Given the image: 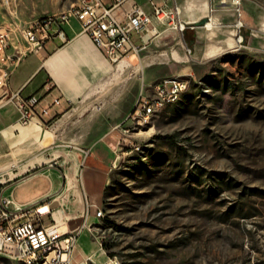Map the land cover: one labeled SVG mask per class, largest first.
Returning a JSON list of instances; mask_svg holds the SVG:
<instances>
[{"label":"rangeland","instance_id":"obj_1","mask_svg":"<svg viewBox=\"0 0 264 264\" xmlns=\"http://www.w3.org/2000/svg\"><path fill=\"white\" fill-rule=\"evenodd\" d=\"M74 1L0 0V28L59 14ZM180 4L188 38L157 24L161 35L131 58L135 66L122 71L107 62L105 101L95 104L102 112L70 107L42 130L15 122L0 128V186L75 168L81 149L106 144L112 121L101 122L104 111L126 115L143 84L191 75L189 90L151 125L116 130L109 184L94 208L104 214L93 226L111 264H264V0ZM204 15L211 30L195 23ZM212 47L221 49L210 54ZM30 188L16 199L28 200ZM0 264L24 263L0 255Z\"/></svg>","mask_w":264,"mask_h":264},{"label":"built area","instance_id":"obj_2","mask_svg":"<svg viewBox=\"0 0 264 264\" xmlns=\"http://www.w3.org/2000/svg\"><path fill=\"white\" fill-rule=\"evenodd\" d=\"M147 4L146 7L137 0H77L73 7L59 14L45 15L23 27L0 28V112L12 104L19 113L20 125L45 127L62 110L66 111L61 96H25L10 89L12 70L25 52L16 39L26 42L30 52L44 49L54 38L67 43L65 27L75 19L110 63L129 67L127 59L146 49L150 35L156 33V24L180 31L186 27L181 19L180 0H147ZM117 7L122 9L120 15L115 12ZM238 11L241 16V10ZM182 90H189L188 83H178V76L163 77L149 88L143 84L133 111L119 129L129 133V122L140 127L151 125L152 121H146V113H151L153 104L165 109L168 98ZM145 95L153 96V104L145 103ZM95 207V203L89 202L87 213ZM103 214L102 209L97 211V217ZM60 224L52 212H42L34 202L19 203L13 191L0 186V255L24 264H73L80 231L63 233Z\"/></svg>","mask_w":264,"mask_h":264},{"label":"crops","instance_id":"obj_3","mask_svg":"<svg viewBox=\"0 0 264 264\" xmlns=\"http://www.w3.org/2000/svg\"><path fill=\"white\" fill-rule=\"evenodd\" d=\"M137 1L148 6L147 0ZM76 2L77 0L71 7ZM121 10L117 7L116 14L120 15ZM155 27L156 33L150 35L146 48L155 40L154 37L161 35L157 24ZM65 28L69 37L67 43L54 38L38 52L25 49L24 55L12 70L10 89L21 91L25 96L46 93L48 97L61 96L66 111L62 110L60 114L67 113V108L70 107H73V110L80 108L78 110L89 112L92 111V105L102 104L105 101L106 76L109 73L107 62H110L83 32L77 20H72ZM136 40L137 43H141L138 37ZM140 56L141 53L139 56H131L127 61L131 63V66H135L136 63H133L131 58L136 57L139 60ZM76 103H82L84 106H75ZM95 107L102 112V106ZM100 107L101 110H99ZM113 111H104L105 114L103 113L100 117L101 122L112 121L109 130L101 139L107 145L96 140L93 146L81 149L75 168L69 171L59 168L49 169L45 173L29 177L13 188H8L9 191H13L14 198L18 201L17 190L30 186V198L24 202L18 201L19 203L34 202L42 212H52L54 219L61 223L60 230L63 233L80 231L73 264H110V258L102 246L101 237L93 226L97 218L94 208L88 214L87 207L89 202L99 204L104 197L109 184V169L114 159L113 148L120 139V133L116 130L132 109L126 115L123 110L117 116L113 115ZM19 117L16 107L10 104L0 112V128L8 126L11 122L20 124ZM29 127L44 129L36 126ZM85 151L88 153L86 154Z\"/></svg>","mask_w":264,"mask_h":264},{"label":"bare ground","instance_id":"obj_4","mask_svg":"<svg viewBox=\"0 0 264 264\" xmlns=\"http://www.w3.org/2000/svg\"><path fill=\"white\" fill-rule=\"evenodd\" d=\"M209 18L208 22L203 25L202 27L207 29V30H211L212 27H213V22H212V18H210L208 15H204L202 17L203 18ZM200 21V20H199ZM195 23H198V20H196ZM206 30V31H207ZM204 33V32H202ZM232 39V38H231ZM233 43L232 42H229V46H232ZM219 49H221V47H212L209 51L210 54H214L216 53ZM145 63V62H144ZM131 64V63H130ZM105 65V64H104ZM120 67L123 70V67H124V63H121L120 64ZM137 68L139 69H143L145 68L144 67V64L142 62V60L140 61L139 65L137 66ZM190 77L191 76H178V83H188V89L190 88V84H191V80H190ZM188 90H182L179 94H177L176 96H173L172 98H168L167 100V107L169 105H172V104H175L177 102H179L181 100V98L183 97V95L187 92ZM145 103L146 104H153V96L152 95H145ZM162 110H164V108H162L160 106V104H153L152 106V111L151 113H146V121H153V118H155ZM111 264V263H110Z\"/></svg>","mask_w":264,"mask_h":264},{"label":"water","instance_id":"obj_5","mask_svg":"<svg viewBox=\"0 0 264 264\" xmlns=\"http://www.w3.org/2000/svg\"><path fill=\"white\" fill-rule=\"evenodd\" d=\"M209 18L205 17L203 19H201L198 23H197V26H203L205 25L207 22H208ZM184 34H185V37L188 38V35H189V30H184ZM191 43H193L191 41Z\"/></svg>","mask_w":264,"mask_h":264}]
</instances>
